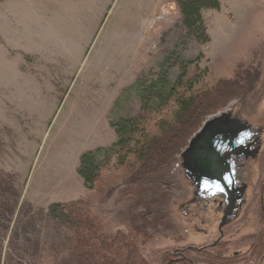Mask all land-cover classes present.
<instances>
[{
  "label": "rangeland",
  "instance_id": "obj_1",
  "mask_svg": "<svg viewBox=\"0 0 264 264\" xmlns=\"http://www.w3.org/2000/svg\"><path fill=\"white\" fill-rule=\"evenodd\" d=\"M218 2L217 10L201 12L209 38L201 44L184 29L173 0H160L141 37L132 24L135 0H0V264H67V228L48 208L80 198L90 200L111 230L147 214L141 248L149 264H167L188 245L200 247L203 231L206 242L215 240L219 217L212 200L184 215L193 189L179 155L195 133L168 168L172 187L153 206L117 196L129 177L124 169L95 192L84 189L77 173L82 154L116 142L112 123L144 114L140 86L160 76L174 82L183 69L186 79L200 75L197 91L245 76L244 92L205 119L229 111L259 134L258 156L244 164L250 190L243 212L251 187L264 179V0ZM164 114L170 116L153 113L150 126ZM187 257L204 264L200 254Z\"/></svg>",
  "mask_w": 264,
  "mask_h": 264
},
{
  "label": "trees",
  "instance_id": "obj_2",
  "mask_svg": "<svg viewBox=\"0 0 264 264\" xmlns=\"http://www.w3.org/2000/svg\"><path fill=\"white\" fill-rule=\"evenodd\" d=\"M173 1L187 33L201 44L208 43L201 12L217 10L218 0ZM186 75L183 69L174 82L160 76L157 82L140 86L142 111L149 114L148 118L141 114L112 123L116 142L107 150L80 156L77 173L87 192H95L102 181L115 178V171L123 169L129 177L116 188L117 196L121 198L153 206L160 196H164V191L172 187L173 179L167 176V171L174 158L208 116L244 92L246 81L243 74L237 73L233 79H220L210 88L197 91L195 87L200 75L189 79ZM164 111L170 116L164 114L150 126L152 114ZM104 172L107 175L103 177ZM106 188L109 187L104 184L102 190ZM145 215L128 220L121 227L123 229L111 230L93 211V204L87 198L48 208V216L67 228L68 236L62 246L67 264H149L141 248V240L148 238Z\"/></svg>",
  "mask_w": 264,
  "mask_h": 264
},
{
  "label": "water",
  "instance_id": "obj_3",
  "mask_svg": "<svg viewBox=\"0 0 264 264\" xmlns=\"http://www.w3.org/2000/svg\"><path fill=\"white\" fill-rule=\"evenodd\" d=\"M259 149L258 132L242 117L229 111L209 117L179 155L183 178L193 189L190 203L222 198V224L235 219L245 202L244 164Z\"/></svg>",
  "mask_w": 264,
  "mask_h": 264
},
{
  "label": "flooded vegetation",
  "instance_id": "obj_4",
  "mask_svg": "<svg viewBox=\"0 0 264 264\" xmlns=\"http://www.w3.org/2000/svg\"><path fill=\"white\" fill-rule=\"evenodd\" d=\"M249 190L250 186L247 184L245 195ZM249 194H251V197L249 201H246L244 213L238 214L235 219L225 225L222 224V219L224 218L223 210L227 207L224 204V199L213 198L212 208L216 216L219 217L217 219L215 240L211 243L206 242L207 231H203L202 235L206 240L203 245L200 247L188 245L184 249L177 250L175 253L177 257L170 260L167 264L181 261L186 264H195L187 257V254L191 252L200 254L204 264H208V261L211 264H264V179L257 180L254 187H251V193L249 192ZM204 204L190 203L184 206V215L188 214L191 206L199 207ZM201 209L207 210L206 206ZM203 223H205V220ZM244 225H246V232L243 231ZM235 247L239 251H236L231 256L228 255L229 249ZM212 251L215 253H212Z\"/></svg>",
  "mask_w": 264,
  "mask_h": 264
},
{
  "label": "crops",
  "instance_id": "obj_5",
  "mask_svg": "<svg viewBox=\"0 0 264 264\" xmlns=\"http://www.w3.org/2000/svg\"><path fill=\"white\" fill-rule=\"evenodd\" d=\"M138 2L137 9L131 8L135 13V22L133 21L132 24L135 28H139V30L135 31L141 37V30L144 27L145 22L152 17L155 13L159 11V2L160 0H135Z\"/></svg>",
  "mask_w": 264,
  "mask_h": 264
}]
</instances>
